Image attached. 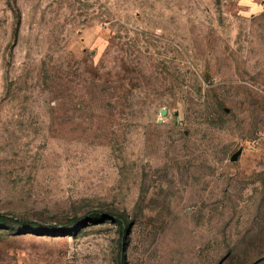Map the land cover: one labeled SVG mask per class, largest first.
Returning a JSON list of instances; mask_svg holds the SVG:
<instances>
[{"label":"rangeland","instance_id":"rangeland-1","mask_svg":"<svg viewBox=\"0 0 264 264\" xmlns=\"http://www.w3.org/2000/svg\"><path fill=\"white\" fill-rule=\"evenodd\" d=\"M0 264H264V0H0Z\"/></svg>","mask_w":264,"mask_h":264},{"label":"water","instance_id":"water-1","mask_svg":"<svg viewBox=\"0 0 264 264\" xmlns=\"http://www.w3.org/2000/svg\"><path fill=\"white\" fill-rule=\"evenodd\" d=\"M166 113V108L165 107H161L159 109V114L160 115H165ZM158 122L161 123L162 122V118H158ZM237 158V153H234L232 156H231V159L232 160H235Z\"/></svg>","mask_w":264,"mask_h":264},{"label":"trees","instance_id":"trees-1","mask_svg":"<svg viewBox=\"0 0 264 264\" xmlns=\"http://www.w3.org/2000/svg\"><path fill=\"white\" fill-rule=\"evenodd\" d=\"M96 217H98V215Z\"/></svg>","mask_w":264,"mask_h":264}]
</instances>
